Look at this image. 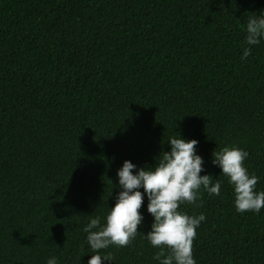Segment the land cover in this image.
<instances>
[{"label": "trees", "instance_id": "obj_1", "mask_svg": "<svg viewBox=\"0 0 264 264\" xmlns=\"http://www.w3.org/2000/svg\"><path fill=\"white\" fill-rule=\"evenodd\" d=\"M264 0H0V264H87L82 231L114 203L116 169L195 139L220 194L201 192L196 264H264V208L235 211L211 163L225 144L264 191V39L241 59ZM135 171V170H133ZM143 192V189H140ZM146 197L139 232L152 221ZM141 234L113 262L156 264Z\"/></svg>", "mask_w": 264, "mask_h": 264}, {"label": "clouds", "instance_id": "obj_2", "mask_svg": "<svg viewBox=\"0 0 264 264\" xmlns=\"http://www.w3.org/2000/svg\"><path fill=\"white\" fill-rule=\"evenodd\" d=\"M245 32L244 43L248 47L242 49V60L251 54L250 46L264 39V9L248 18ZM166 143L168 150H161L151 166H137L125 159L116 169L119 191L114 203L102 217H89L82 228L91 250L87 264H101L102 260L113 262L111 254L101 255L100 250L109 246L125 247L138 233L157 249L152 257L156 264H196L192 242L196 229L206 218L202 212L189 215L180 205L196 204L202 191L218 196L221 180L207 173L200 174L204 171V161L195 150L197 140L182 138L177 133ZM248 155L243 148L225 144L212 151L211 163L220 169L219 175L227 178L235 211L259 213L264 208V191L257 189L259 177L244 166ZM145 197V208L152 221L149 230L142 233L138 231L143 221L139 209ZM45 264H58V260L49 256Z\"/></svg>", "mask_w": 264, "mask_h": 264}]
</instances>
